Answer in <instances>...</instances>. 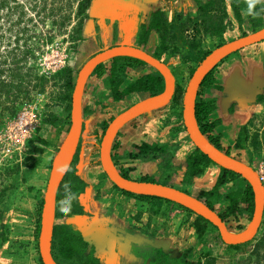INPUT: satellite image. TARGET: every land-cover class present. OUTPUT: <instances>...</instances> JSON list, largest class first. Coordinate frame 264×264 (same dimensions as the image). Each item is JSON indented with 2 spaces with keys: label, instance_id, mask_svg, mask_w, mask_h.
Listing matches in <instances>:
<instances>
[{
  "label": "crops",
  "instance_id": "1",
  "mask_svg": "<svg viewBox=\"0 0 264 264\" xmlns=\"http://www.w3.org/2000/svg\"><path fill=\"white\" fill-rule=\"evenodd\" d=\"M198 1L202 0H92L79 31L83 47L77 57L87 62L105 50L124 46L140 49L150 55L152 53L142 47V44H137V40L139 33L147 31L153 13L162 12L168 22L178 13L194 17ZM259 1L264 3V0ZM227 11L230 20L228 27L233 30V38L225 39L226 30L223 35L226 43L242 38V34L250 35L248 29L251 26L244 12L241 13V22H237L231 10L228 8ZM146 35L149 39L147 45L152 47L157 38L153 32ZM110 61L111 59L104 60L92 69L81 91L80 137L76 149V153H81L76 165V174L86 183L84 192L78 198L84 214L53 219V225L71 226L79 230L88 244V249L93 250L97 264H158V253L179 258L190 248L198 253L206 252L215 260L221 259L228 252L229 245L223 243L218 234L211 231L212 227L202 222L199 224L206 227L205 232L198 237L196 222L198 223L199 215L171 201L141 202L128 198L116 190L103 174L100 147L95 141L97 137L102 140L103 126L106 123L109 125L117 117L112 116V111L114 106L120 103L113 100ZM138 66H135L132 72ZM214 66L213 83L198 86L195 98L213 106L207 116V122L213 125L210 136L220 144L221 153L227 152L229 158L250 168V162L253 161L252 152L259 145L258 141L264 139V41L232 53ZM168 68L171 71L170 67ZM145 74L148 73L137 75L133 80ZM143 94L145 93H132L129 99L136 95L133 101L138 102L144 99ZM163 107L141 113L126 121L119 126L110 140V163L117 172L125 173L130 180L141 181L144 177H152L155 181L159 179V159L131 157L130 153L133 147L142 143L159 147L169 145L165 132H154L150 124V120L154 122V114L151 113ZM66 123V120L60 125L42 122L37 135L28 144L26 153L28 160H31V166L29 165L27 170V182L33 190L21 194L26 204H22L23 200L20 202L21 206L13 212L9 227L13 231L11 235L16 236V249L19 250L18 245L22 244L18 239H25L27 241L24 244L33 248L32 253L37 255L38 260L40 255L39 249H36L35 238L38 204L35 201L37 206L33 209L28 203L30 200L26 198L37 200L41 195L40 198L43 199L54 172L55 161L68 137L70 125ZM186 151L187 149H182L180 153ZM218 174L219 169L211 164L204 174L192 183L181 185L179 179L176 186L196 198L201 192H208L213 188ZM240 179L221 186L218 195L223 197L243 189L245 184L243 186ZM215 199L214 197L210 202H215ZM222 200L223 208L226 209L228 203L224 198ZM212 206L214 208V204ZM215 213L217 214L216 211ZM232 219L235 233L230 232L231 234L238 235V232L242 233L249 226L248 224L238 230V224L243 225L246 222L245 215ZM31 222V226H28ZM226 224L225 222V227ZM27 228L32 231L24 230ZM22 234L28 237H22ZM207 235L214 239L205 247L203 241L209 237ZM8 245L13 244H0V264H35V261H32L35 260L34 255H30L28 259L27 255L22 256L20 251L13 255H2L10 247Z\"/></svg>",
  "mask_w": 264,
  "mask_h": 264
},
{
  "label": "trees",
  "instance_id": "2",
  "mask_svg": "<svg viewBox=\"0 0 264 264\" xmlns=\"http://www.w3.org/2000/svg\"><path fill=\"white\" fill-rule=\"evenodd\" d=\"M91 1L78 0L76 15L84 17ZM10 3H14V5ZM228 7L237 22H241V13L244 12L253 31L263 28L264 3L262 1L202 0L197 2V11L194 17L178 13L174 14L172 20L168 22L162 12L156 11L153 13L148 29L146 32L144 31L145 34L153 32L157 38V47L155 45L153 53L151 52L152 54L150 55L160 61L162 53H167V55L172 53L181 54L185 62L193 63L197 67L210 51L200 48L201 40L199 38L189 41L186 33L189 31L193 32L194 37H196L199 32H202L210 38L216 39L218 43L216 48L223 45L225 43L223 35L227 24L230 22L227 13ZM19 9L21 12H18ZM32 9H36V6ZM44 10V8L39 9L40 12ZM0 11H5L4 16L6 17V19L3 18V21H0V107L7 111H13L12 115H14L18 104L28 96V85L31 83V76L30 68H26L25 61L30 58L31 49L27 45L29 39L27 36L28 30L24 25L21 27L26 15L24 3L18 0H0ZM66 20L68 21V19ZM66 20H63V26L66 24ZM76 32H79V28ZM245 36V34H242V37ZM21 41L23 43H20ZM110 63V85L114 102H128L132 93H148L152 97L163 92L165 81L156 70L135 80L128 78L129 80L125 82L130 71L135 66L146 65L144 62L130 57H115L111 59ZM214 68L215 66L203 76L199 86L213 83L212 73ZM195 69L191 70V76ZM66 86L68 94L65 99L70 103L74 87L71 81H68ZM180 91L184 93L185 90L181 89ZM176 98L173 97L175 100ZM212 109L213 106L208 102L198 98L194 99V118L199 132L213 148L222 152L218 141L210 136L213 125L207 122V116ZM67 119L70 125V112L67 115ZM51 124L55 125L56 123L53 122ZM107 126L108 123L104 124L103 134ZM225 155L228 156V153L226 152ZM130 156L160 160L157 165L158 181H155L152 177H144L141 181L175 188L186 194L188 193L185 190L176 186L179 179L181 185L190 184L194 179L201 177L209 165L212 164L217 167L219 174L213 188L208 192H201L196 197L197 200L213 212H215V209L210 200L214 197L217 200L220 197L218 189L226 183L241 178L239 175L212 163L195 147L188 152L185 160L177 166L173 164L174 151L169 146L159 147L154 144L142 143L140 146L132 148ZM183 157L184 153L179 152V158L182 159ZM76 161L77 156L75 154L68 171L57 189L54 219L84 214L78 198L84 192L86 183L76 174V170L73 168V164ZM120 175L129 179L125 173H120ZM113 186L124 196L141 202H169L155 196L132 194L118 189L115 185ZM223 198L228 203V206L224 213H217L223 223L226 222L229 216L235 218L243 213L248 214L251 220L255 206V195L248 183L245 182L243 189L225 194ZM42 205L43 200L38 204L36 211L35 238L37 250ZM197 221L196 234L198 237L202 236L206 228L200 225L199 222L209 225L218 234L217 229L204 218L197 216ZM238 230H241V228H238ZM246 244L229 245L228 248L240 250ZM51 256L56 264H74L75 260L79 264H97V260L93 257V250L88 249V244L83 240L80 231L71 226H60L57 224L52 226ZM157 256L158 264H216L215 259L210 257L208 253H198L192 248L185 250L179 258H171L167 254L162 253H158ZM39 262L42 264L41 259H39ZM232 264H264V231L253 245L248 256L238 258Z\"/></svg>",
  "mask_w": 264,
  "mask_h": 264
},
{
  "label": "rangeland",
  "instance_id": "3",
  "mask_svg": "<svg viewBox=\"0 0 264 264\" xmlns=\"http://www.w3.org/2000/svg\"><path fill=\"white\" fill-rule=\"evenodd\" d=\"M18 1L24 3V12L26 13L21 27L24 25L28 30L27 36L29 39L27 45L31 49V55L30 58L25 61V66L26 68H30L31 83L28 85L29 89L27 98L18 104L17 110L21 109L24 105L30 102H34L39 108L43 122H55V125L63 124L65 120L68 121L67 115L71 111V102L69 103V101L65 99L68 94L66 84L68 81H71L74 87L77 75L82 66L86 63L81 59L79 60L77 57V54L83 47V44L80 41L81 38L79 32H76L78 28L80 31L83 20L86 17V12L84 17L76 15L78 0ZM10 4L14 5V3ZM34 6H36V9L33 10L32 8ZM41 8H44L45 10L40 12L39 9ZM18 12H21V10L19 9ZM4 15L5 11H0V18H2L0 21H3V18L6 19ZM29 19H31V21H29ZM66 19H68V21ZM63 20H66V24L64 26L62 25ZM229 25L230 24H227L226 28V40L233 38V35L231 34L233 30L231 27H228ZM262 25L264 27V12ZM248 31L251 34L256 32L253 31L252 28L248 29ZM186 37L189 41L199 38L201 40L200 48L206 51L214 50L218 44L216 39H212L202 32H199V34L194 37L193 32L189 31L186 33ZM225 39L223 37V40L226 43ZM147 42H149V39L145 32L143 31L142 33H139L137 44H142V47L153 53L154 47L157 44V39H155L152 43L153 49L151 46L147 45ZM20 43H23V41ZM160 61L170 67L171 74L175 80V91L167 105L155 113H151L154 114V122L153 120H150V124L152 125L154 132H165L169 142L168 146L174 151L173 163L179 165L185 160L188 152L194 148V144L189 139L182 120L181 108L184 93L180 90H185L191 77V70L195 69L196 65L190 62H185L181 54L175 53L170 55L162 53ZM155 70V68L148 64L138 66L135 71H130L125 82L128 81V78L134 79L137 75L139 76L144 73H152ZM136 95H132L130 97L131 101L129 99L128 102H120L115 105V108L112 111V116H118L134 103H138L151 97L148 93H145L143 94L144 99L137 102L133 101V98ZM173 97H177L176 100L173 99ZM12 114L13 111H7L6 109L0 107V244L3 245L5 242L13 244L8 245L10 247L6 249L5 253H2V255H13L20 251L22 256L27 255L26 257L28 259L30 255H34L35 260H31L33 262L35 261V264H39L37 255H35L34 252L32 253L33 248H29V246L24 244L27 240L18 239V242L21 240L20 242H22V244L18 245L19 250L16 249L14 246V238L16 236L14 234L11 235L13 231L9 228L11 219H13V212L18 210L17 208L21 206L20 202L24 199L21 194L23 192H30L33 190V187L29 186L27 182V170L31 166V160H28L27 157L28 147L26 150L27 153L25 152V154H22V156L19 157L12 147L8 146V142L5 138V132L10 126L14 116ZM90 141H92V139ZM95 143H97V146L99 145L100 147L101 139H98L97 137ZM258 144L259 145L256 146L252 152L253 161L250 162V169L263 177L262 184L264 187V139L263 141H258ZM182 149H187V151L181 159L179 158V152ZM80 153L81 152L75 153L77 156V161L73 164V168L75 170ZM106 179L109 180L107 177ZM240 182L243 186L245 182L247 183V181L243 178L240 179ZM40 196L41 195L38 196L39 199L37 200L34 198L32 199L31 197L26 198L30 200L28 203L33 206V209L37 206L35 201L39 204L40 201L44 199V197L41 199ZM222 199L223 197L220 196L217 200L215 199V202H211V204H214L215 211L218 214L225 212ZM22 204H26L25 200H23ZM242 215H245L246 222L243 223V225L238 224V228L240 227L243 229L250 224L251 220L248 214H239L241 217ZM232 218L233 217L229 216L226 219L227 224L225 228L227 232L229 231L235 233V224ZM53 223L54 222L52 221V224ZM31 224L32 222L28 226H31ZM263 226L264 211L260 227L255 237L240 250L228 248V252L221 259L215 260L216 264H232V262L238 258L247 257L251 252L253 245L263 233ZM12 227H14V225ZM24 230H29L30 232L32 231L30 228ZM211 231L216 234V231L213 228H211ZM238 234L240 233L238 232ZM29 235H31V233H29ZM207 236L209 237L203 241V246L205 247L209 246L214 239L211 235ZM22 237L27 238L28 235L22 234ZM27 248H29V250H27ZM10 249H14V251ZM74 264L79 263L75 260Z\"/></svg>",
  "mask_w": 264,
  "mask_h": 264
},
{
  "label": "water",
  "instance_id": "4",
  "mask_svg": "<svg viewBox=\"0 0 264 264\" xmlns=\"http://www.w3.org/2000/svg\"><path fill=\"white\" fill-rule=\"evenodd\" d=\"M261 41H264V27L251 35L224 43L223 45L210 51V53L201 61L192 74L183 94L181 108L184 127L189 139L194 144V147L204 154L212 163L220 168L239 175L252 187L255 195V206L248 228L242 233L238 234L237 238H229L224 223L221 221L218 215L196 198L178 189L167 187L161 184L134 181L123 178L120 173L113 168V166L111 167L108 164V161H110L108 155L110 140L119 126L141 113L165 106L170 102L175 91V80L171 74V71L164 63L137 48L125 46L115 47L93 56L82 66L77 75L71 96L70 129L67 140L62 146L63 148L69 143V148L58 171L55 175L53 172L52 178L48 182L41 209L38 249L42 264H56L51 256L52 221L54 219L55 198L59 184L61 183L72 163L80 137V97L82 87L87 76L97 64L104 60L115 57H130L152 66L164 78L165 86L162 93L133 104L128 109L120 113L117 117H115L107 126L100 144V163L102 170L109 181L122 191L130 192L136 195L159 197L177 203L193 211L200 217L210 222L217 229L221 241L227 245L245 244L255 237L260 227L264 211L263 184L259 176L246 165L229 158L223 153L220 154V152L217 150L215 152L203 145L200 132L194 118V99L196 88L199 86L203 76L217 62L221 61L223 58L232 53Z\"/></svg>",
  "mask_w": 264,
  "mask_h": 264
},
{
  "label": "built area",
  "instance_id": "5",
  "mask_svg": "<svg viewBox=\"0 0 264 264\" xmlns=\"http://www.w3.org/2000/svg\"><path fill=\"white\" fill-rule=\"evenodd\" d=\"M42 117L36 103L30 102L16 110L10 126L5 132L8 146L18 154H25L28 144L35 138L42 124ZM263 183V177L257 174Z\"/></svg>",
  "mask_w": 264,
  "mask_h": 264
},
{
  "label": "bare ground",
  "instance_id": "6",
  "mask_svg": "<svg viewBox=\"0 0 264 264\" xmlns=\"http://www.w3.org/2000/svg\"><path fill=\"white\" fill-rule=\"evenodd\" d=\"M208 68V67H207ZM200 137H201V140H202V143L204 146L208 147L209 149L213 150L216 152V149L213 148L209 143L208 141L206 140V138L200 133ZM69 148V143L66 144V146H64L59 154V156L57 157L56 159V162H55V165H54V175L56 174V172L58 171L59 167L61 166L62 164V161L67 153V150ZM220 154H222L220 152ZM108 164L112 167L110 161H108ZM228 237L229 238H232V239H235L237 238V234H231L229 231H228Z\"/></svg>",
  "mask_w": 264,
  "mask_h": 264
}]
</instances>
